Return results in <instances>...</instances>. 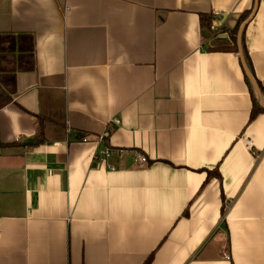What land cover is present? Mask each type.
Masks as SVG:
<instances>
[{"label":"crops","instance_id":"0c3cea01","mask_svg":"<svg viewBox=\"0 0 264 264\" xmlns=\"http://www.w3.org/2000/svg\"><path fill=\"white\" fill-rule=\"evenodd\" d=\"M252 9L0 0V264H264V112L215 48ZM243 44L264 87V0Z\"/></svg>","mask_w":264,"mask_h":264},{"label":"trees","instance_id":"16d2710c","mask_svg":"<svg viewBox=\"0 0 264 264\" xmlns=\"http://www.w3.org/2000/svg\"><path fill=\"white\" fill-rule=\"evenodd\" d=\"M252 10H249L247 11L246 13H244L239 21V23L237 24V26L230 30V38H231V41H232V45L229 46V45H221V46H217L215 47L216 49H229V50H232L234 52H237V30L240 26V24L251 14ZM212 16L210 15H205V14H202L200 15V24L203 28L207 29V30H211V20H212ZM241 45H242V51H243V55H244V59H245V63L247 65V68L249 70V72L251 73V75L253 76V78L255 79L253 73H252V70H251V67H250V63H249V60H248V56H247V53L245 51V47H244V44H243V33H242V36H241ZM246 81H247V84L249 86V89H250V93H251V98H252V109H251V113H250V120L254 119L257 114L261 113V112H264V108L260 106V104L258 103V100L256 98V94H255V91L249 81V79L246 77ZM256 81V79H255ZM257 82V81H256ZM258 84V82H257ZM259 88H260V91L262 93V96H263V99H264V87H261L259 84H258ZM151 260V256H149L147 258V260L145 261L144 264H148Z\"/></svg>","mask_w":264,"mask_h":264},{"label":"water","instance_id":"95a60500","mask_svg":"<svg viewBox=\"0 0 264 264\" xmlns=\"http://www.w3.org/2000/svg\"><path fill=\"white\" fill-rule=\"evenodd\" d=\"M259 0H253V9L251 14L240 24L238 30H237V53H238V57L241 61V64L243 66L244 72L247 76V78L249 79L255 94H256V98L258 100V103L260 104L261 107L264 108V100H263V96L262 93L260 91V88L257 84V82L255 81V79L253 78V76L251 75V73L249 72L247 65L245 63V59H244V55H243V51H242V45H241V36L243 33V30L245 28V26L247 25V23L251 20V18L253 17V15L255 14L257 5H258Z\"/></svg>","mask_w":264,"mask_h":264},{"label":"built area","instance_id":"2783aa9c","mask_svg":"<svg viewBox=\"0 0 264 264\" xmlns=\"http://www.w3.org/2000/svg\"><path fill=\"white\" fill-rule=\"evenodd\" d=\"M114 122L118 123L117 120H115ZM105 136L103 134H100L96 137V141L97 142H103L104 141ZM87 139H83V141H86ZM250 146V145H249ZM127 151L125 149H121V148H112L108 145L99 148L97 150V152L94 154L93 156V162L94 163H104L106 161V159L110 156H112L113 154H117L119 156H122L126 153ZM135 154V160L139 163L140 166H143L147 163V157L141 153L138 152H134ZM225 258L229 259V256L225 254Z\"/></svg>","mask_w":264,"mask_h":264}]
</instances>
